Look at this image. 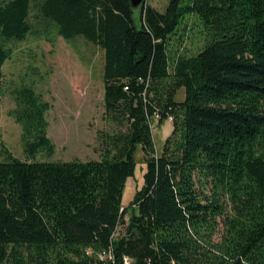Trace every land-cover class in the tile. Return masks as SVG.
<instances>
[{
	"label": "trees",
	"instance_id": "1",
	"mask_svg": "<svg viewBox=\"0 0 264 264\" xmlns=\"http://www.w3.org/2000/svg\"><path fill=\"white\" fill-rule=\"evenodd\" d=\"M182 1L159 11L129 0H0V93L7 43L31 32L33 10L63 39L82 35L103 51L104 117L116 126L97 159L34 160L54 152L50 104L30 85L13 90L28 159L0 141V264H264V0ZM189 14L207 33L193 55L171 43ZM152 116H171L160 152ZM137 148L142 183L123 206ZM223 216L217 253L210 235Z\"/></svg>",
	"mask_w": 264,
	"mask_h": 264
},
{
	"label": "rangeland",
	"instance_id": "2",
	"mask_svg": "<svg viewBox=\"0 0 264 264\" xmlns=\"http://www.w3.org/2000/svg\"><path fill=\"white\" fill-rule=\"evenodd\" d=\"M186 2L183 0L182 3ZM163 11L167 0H146ZM30 11L32 30L22 41H9L11 57L3 64L2 92L0 93V141L11 154L22 160L28 159L23 151L22 128L10 111L16 103L14 89L30 85L43 100L50 104L45 113L48 122L47 135L54 144L53 155L38 151L34 160L68 161L97 159L100 156V139L116 126L104 117L103 109V51L77 35L65 40L56 34V26L40 22ZM207 40V33L195 15H186L180 30L171 40L172 48L185 55L195 54ZM184 98L180 88L176 100ZM156 152H160L165 137L172 130L170 119L158 124L155 116L150 118ZM134 175L127 178L122 195V205L133 199L142 183L145 158L142 150L135 151ZM229 214L231 212L227 209ZM225 215V214H224ZM226 216V215H225ZM218 217L210 235L213 251L226 240V217ZM128 214L124 216L127 219ZM117 228L116 235L121 232Z\"/></svg>",
	"mask_w": 264,
	"mask_h": 264
},
{
	"label": "water",
	"instance_id": "3",
	"mask_svg": "<svg viewBox=\"0 0 264 264\" xmlns=\"http://www.w3.org/2000/svg\"><path fill=\"white\" fill-rule=\"evenodd\" d=\"M129 1L133 8H137L146 2V0H129Z\"/></svg>",
	"mask_w": 264,
	"mask_h": 264
},
{
	"label": "built area",
	"instance_id": "4",
	"mask_svg": "<svg viewBox=\"0 0 264 264\" xmlns=\"http://www.w3.org/2000/svg\"><path fill=\"white\" fill-rule=\"evenodd\" d=\"M155 117L158 118L157 116H155ZM169 119H171V116H169ZM124 262L127 264L129 262V259L127 257H125Z\"/></svg>",
	"mask_w": 264,
	"mask_h": 264
},
{
	"label": "bare ground",
	"instance_id": "5",
	"mask_svg": "<svg viewBox=\"0 0 264 264\" xmlns=\"http://www.w3.org/2000/svg\"><path fill=\"white\" fill-rule=\"evenodd\" d=\"M158 119V118H157ZM169 119V118H168ZM171 120V119H170Z\"/></svg>",
	"mask_w": 264,
	"mask_h": 264
}]
</instances>
